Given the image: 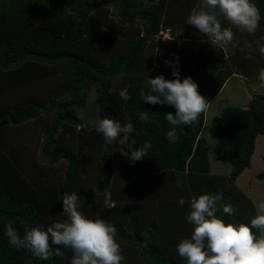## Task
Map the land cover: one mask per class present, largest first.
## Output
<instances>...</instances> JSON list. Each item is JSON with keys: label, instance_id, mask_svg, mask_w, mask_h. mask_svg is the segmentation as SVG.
I'll return each instance as SVG.
<instances>
[{"label": "trees", "instance_id": "obj_1", "mask_svg": "<svg viewBox=\"0 0 264 264\" xmlns=\"http://www.w3.org/2000/svg\"><path fill=\"white\" fill-rule=\"evenodd\" d=\"M164 2L0 0V264H70L68 256L72 251L68 248L52 245L53 252L59 247L65 255L42 260L27 249L11 246L4 235L9 223L23 236L27 227L46 229L52 222L65 219L64 193L76 192L81 198L83 214L88 212L91 219L99 216L115 227V239L123 249L121 254L124 256L125 249L132 251L121 264H186V260L173 251L180 238L191 237L194 226L186 219L191 211L188 201L200 194L217 198L216 215L225 223L250 224L252 218L243 210L245 202L233 192L217 188L221 182L204 193L203 183L197 180V174L210 178L212 173L207 142L201 137L203 113L197 123L178 129L177 141L170 143L166 133L172 125L166 114H175L174 107L143 102L140 95L148 78L162 74L166 79H175L165 60L169 61L176 53L178 56L186 54L178 67L181 81L191 76L208 104L234 73L228 66L231 56L225 60L224 48L212 50L207 37L195 26L189 50L180 45V35L173 34L168 41H154L162 29L174 30L188 25L186 21L192 8L199 4V0H166L164 9ZM252 2L264 22V0ZM117 35L123 36L118 38ZM150 49L155 56L152 63L146 64ZM236 52L238 56L251 58L252 63H260L252 55L258 59L260 56L250 51L234 48L231 53ZM200 54H205L204 58ZM198 57L201 60L195 65L203 66L197 69L193 64ZM249 64L240 63L242 76L257 81L259 72H250ZM154 65L166 69L161 72L153 69ZM232 66L236 69L238 63ZM54 75H58L60 85L45 99L41 90L47 86L42 83ZM30 87L29 93H25ZM124 89L131 97L127 101L118 94ZM93 92L97 95L94 104L99 119L111 118L122 125L131 123L136 147H143L146 141L152 147L148 156L135 163L121 154L119 144L105 142L104 149L98 147L102 175L92 183L95 190L91 192L84 184L90 181L85 158L95 149L88 136L97 131L96 126H84L78 113L86 108ZM4 99L13 104L6 106ZM141 111H148L151 119L141 121ZM44 116H52L51 121ZM31 121L37 122L45 135L41 147L43 158L49 167L64 162L62 174L49 173L48 168L45 170L39 165L35 155L27 149L33 140L31 137L22 141L21 129ZM82 126L84 129L79 130ZM210 133L223 148L221 160L232 166L223 182L232 188L251 167L256 140L264 135V95L254 97L246 109L226 107L212 120ZM15 137L18 139L13 141ZM146 175L159 177V180L153 178L154 185L147 188L148 191L164 182L157 186V195L138 194L147 190L141 184L136 192L132 190V184ZM167 180L172 184L165 183ZM258 180H264V173L258 175ZM119 181L123 182L122 190L114 191ZM147 181L150 182L149 178ZM130 190L134 191L136 204L129 202L127 192ZM122 192L125 194L121 195ZM106 193L110 194L114 206L105 204ZM181 198L186 201L179 213L181 218L171 220ZM125 203H131V207L122 222L118 208L126 206ZM140 203L149 205V212L144 213ZM226 206L232 209L230 215L223 211ZM253 231L260 234L256 229ZM133 254L136 257L131 259Z\"/></svg>", "mask_w": 264, "mask_h": 264}, {"label": "clouds", "instance_id": "obj_2", "mask_svg": "<svg viewBox=\"0 0 264 264\" xmlns=\"http://www.w3.org/2000/svg\"><path fill=\"white\" fill-rule=\"evenodd\" d=\"M221 18L241 32L254 34L259 28V9L252 0H199L186 23L195 26L214 48L223 49L232 45L234 32L229 27H222ZM167 30L170 31L166 33ZM160 33L170 35L171 29H163ZM261 41H264V36L255 43L259 46V52L264 54ZM165 63L172 67L175 79H166L162 74L148 78L140 95L143 102L174 107L175 114H166L168 123L172 125L166 138L174 143L178 139V129L198 122L201 114L207 110L208 100L200 94L198 84L191 76L181 81L178 57L174 61L165 60ZM256 79L258 86L264 88V68L259 69ZM118 94L125 101L131 98L126 89L120 90ZM139 119L149 121L151 118L148 111H141ZM95 130L102 134L106 143H118L121 154L133 163L148 156V150L152 147L148 141L143 147H136L131 123L122 125L119 121L105 117L97 119ZM216 200L210 194H200L188 201L191 211L186 219L194 227L190 238L178 242L176 247L179 256L186 260V264H264V202L259 204V212L250 224H234L218 218ZM62 201L63 214L66 216L63 222H55L46 229L42 226L27 227L23 236L9 223L4 233L9 244L18 250L27 249L42 260L52 259L54 255H65L59 247L53 252L51 246L56 245L72 251L70 264H121L125 258L115 239V227L99 216L95 219L85 216L80 211L81 198L76 192L64 193ZM178 203L182 207L186 201L181 198ZM105 204L114 206L110 194L106 193ZM223 211L230 215L232 209L226 206ZM253 229L260 234L257 235Z\"/></svg>", "mask_w": 264, "mask_h": 264}, {"label": "rangeland", "instance_id": "obj_3", "mask_svg": "<svg viewBox=\"0 0 264 264\" xmlns=\"http://www.w3.org/2000/svg\"><path fill=\"white\" fill-rule=\"evenodd\" d=\"M67 1H71V0H67ZM165 3H166V0L164 2V9H165ZM75 6H76V4H75ZM226 23H227L226 27L231 28L232 31L234 32V39H233V43H232L234 46L231 45L230 47H228V50L226 51V52H228L227 59L231 56V59H229L230 61L228 62V66L230 69L233 70L232 72L237 73L238 76L229 80V83L227 85L226 90H224L223 93L217 99H215L212 102V105L210 108H209V106L207 107V110L203 113V117L201 118V121L203 122V126H204L201 137L204 138L207 142L212 173L215 175L214 178H217L220 182L221 181L222 182L220 183V182H217L216 180H212L213 184H211L209 176L207 177V176L197 174L196 177H197V180H200L203 183V186L205 187V189H202V190L204 193L207 192V189L209 191V190L213 189L214 186L217 187L218 183H220V185L217 188H223L227 191L233 192L237 197H239L240 201L242 200V203L245 202L244 204H242V205H244L243 210L248 215H250L251 218H253L259 212V204L261 202H264V180L263 181L258 180V175L264 173V135H260L256 140V148H255L254 156H253L252 161H251V167L249 169H247L240 176V178L236 181V183L232 186V188H230L229 186H227V184H224L223 182H224V180H226L225 178L230 175L231 170H232V166L230 163H226V162L221 160L223 148L220 145L218 139L210 133V125H211L212 120L216 116H219L226 107L232 106V107L243 108L246 101L248 100L249 94H250V98H254L258 95H264V89L259 88L255 81H253L252 79H247V77H245L244 75L242 76L243 71H242V68L239 67L240 63L243 64V62H244L245 64H249L252 61V59L251 58L250 59L249 58H243L242 56H238V52H236L235 55L233 53H231L234 48H235V50L236 49L240 50L241 48H243L247 52L250 51L251 54H256V55L260 56V59H258L252 55V58H254L256 60H260V63H257L255 61H254V63L251 62L248 65L249 71L252 73L259 72L260 68H264V54H261L259 52V50H258L259 46L255 43L257 40L260 39V37L264 36V26H262L264 22L259 25V28L257 29V31L254 34H250L247 32H241L237 28H235L234 26L230 25L229 22L226 21ZM185 27H187V28H185ZM192 27H193V25L188 24V25H185L184 27L175 28L174 30L177 31V29H178L177 32H181L182 35L186 34L185 38L188 40V42L189 41L193 42L191 39L192 38L191 35L193 33ZM126 33L127 32H125V34ZM125 34H123V35H125ZM123 35H117V37L120 38ZM190 44H192V43H186V45H185L188 50L190 49ZM249 44L251 45V47H247V45H249ZM261 44H264V41H261ZM211 48H212V50H215V48L212 45H211ZM149 55H150V58L148 57ZM185 55L186 54L182 55L183 60H184ZM200 55L203 58L205 56V54H200ZM148 56H147L148 59L145 58L146 55L144 57L145 60L147 59L146 64L153 62L152 61V49L149 50ZM175 58H177V56L173 55L171 57V59H169V61H174ZM180 58L181 57H178V65H177L178 67H179V65H182V62H183L182 59L179 60ZM227 59L225 58V60H227ZM200 60L201 59H199V61ZM234 62L238 63V67L236 69H235V67L232 66V64ZM230 63H232V64H230ZM166 67H170V66L168 64H166ZM166 67L160 68V66L155 65V67L153 69L163 72L166 69ZM227 69H228V67H227ZM226 73L227 72H225V74ZM223 76H224V74H223ZM223 76L221 78H223ZM46 79H49V81L46 80L42 84H44V86H47L49 88L48 89H47V87H46V89L42 88L41 92H42V94H44L45 99H48V96L50 95L51 91L60 85L61 80L59 79L58 75H54V76H51V77L46 78ZM30 89H31V87L24 92L29 93ZM96 97H97L96 93L93 92L92 95L88 98L86 108L83 110H80L78 113L79 117L84 122V126L89 125V126L95 127L96 121H97V119H99L98 111H97V108L94 104ZM5 100L6 99L3 100L4 101L3 103H5L6 106H10L11 104H13V103L6 102ZM44 119H47L48 122H50L52 119V116H47ZM82 129H84L83 126L79 127V130H82ZM13 135L14 134L11 133V136H13ZM20 136H22V137L24 136L22 138V141L27 136H29L33 139L32 141L29 142V145H27V149H28V151L31 150L32 154L35 155L37 161L40 163L39 165L44 167L45 170L48 168L49 171L48 170L47 171L49 173H52V172H56L57 174L63 173V171L65 169L64 162H59L57 164V166L49 167L47 161H45V159L43 158L42 152H41V147L44 143L45 135H44V132L42 130H40V128L38 127L37 122L31 121L30 123L25 125L21 129ZM12 139H13V141H15V139L17 140L18 138L15 137ZM88 139L90 141H92V145H95V149L93 150L94 152L92 151L85 158V162H86V164L90 170L89 171L90 181H86V182H84V184H85V187H87L88 190L89 191L91 190V192H92L93 190H95L94 189L95 186H93L92 183L94 182L95 179L96 180L98 179V178H96L97 176L102 175V165L100 163L101 152L98 150V147L101 149V146H102V148H103L105 140H104L102 134H100L98 132L90 133L88 136ZM100 141H101V145L99 144ZM116 145L118 146V143ZM144 177H142V179L140 181H137L136 184H132L134 186L132 188V190L135 191L136 188L140 187V184L144 187V189L150 188L154 185L152 182L153 178H156V179L158 178V180H159V177L149 176L148 178H149L150 182L149 181L146 182L147 175ZM163 177H161V178H163ZM210 177H212V175ZM167 181L168 182H165V183H169V185L172 184V182H169V180H167ZM122 183L123 182L119 181L115 185L116 189H113V190L114 191H116V190L121 191L122 190L121 188L123 186ZM163 183H164L163 181L159 182L150 191H148V189H147L146 191L141 190V191H138L137 193L138 194L145 193L150 197L154 193H156L157 186L163 185ZM169 185H168V189H171V187ZM132 190L127 192L128 197H129V202L132 201L133 204H136L137 202L133 199V196L135 194L133 193L134 191H132ZM124 194H125L124 192L121 193V195H124ZM156 195H157V193H156ZM86 198H85V202H87ZM122 198H125V197L122 196ZM125 204H127V205L122 206V208L121 207L118 208V210L120 212L119 218H120V221H122V222L125 221L124 215L128 213V210L131 207V205H129L131 203H125ZM140 204H141L140 208L142 207L143 211H145L144 213L149 212V210H150L149 205H142V203H140ZM175 209H177V213L171 217V220H174L176 218L177 219L181 218L179 213L182 210V207L179 206ZM243 210H242V212H243ZM141 212H142V210H141ZM84 215L87 216L88 218H90V215L88 214V212H86V214H84ZM141 218L143 219V216H141ZM65 219H66V216H65ZM65 219H61V220L59 219L60 221H58V222H63ZM168 221H170V219ZM52 223H55V222H52ZM50 225L51 224H49L48 226H50ZM176 236H178V235H176ZM182 238H180L178 240V242ZM177 244L174 246V251H173L176 254H178L177 247H176ZM122 250L123 249H121V253L123 252ZM130 253H132V251L125 249L124 261H126L128 259L126 256L132 255ZM71 257H72V252L68 256L69 261L71 260ZM134 257H136V255L134 256V254H133L131 259H133Z\"/></svg>", "mask_w": 264, "mask_h": 264}, {"label": "crops", "instance_id": "obj_4", "mask_svg": "<svg viewBox=\"0 0 264 264\" xmlns=\"http://www.w3.org/2000/svg\"><path fill=\"white\" fill-rule=\"evenodd\" d=\"M164 19V18H163ZM221 22H222V27H226V20H224L223 18H221ZM228 22V21H227ZM261 23H263V22H261V20L259 21V25L261 24ZM262 26H264V23H263V25ZM261 26V27H262ZM167 28H169V29H171V33H170V35H167V34H165L162 38H158V37H155L154 38V41L155 42H158V41H160V40H163V41H168V40H171L172 39V37L175 35V36H178V35H180V38H182V39H180V45L181 46H185L186 45V43H192L191 41H189L188 42V40L185 38V35L186 34H184V35H181V32H177L178 31V29H177V31H175V30H172V28L171 27H167ZM138 29H140V28H138ZM182 29V28H181ZM163 30V29H162ZM192 31H194V28L192 27ZM137 32H138V30H137ZM176 32V33H175ZM137 34V33H136ZM174 34V35H173ZM141 35V31L137 34V36L139 37ZM192 36V35H191ZM192 39V38H191ZM190 39V40H191ZM187 40V41H186ZM240 40V39H239ZM186 41V42H185ZM233 43V42H232ZM186 47V46H185ZM228 50V48H224V53H225V58L227 59V54H228V52H226ZM154 53H155V51H154ZM174 55H176L177 57H181L179 60H183V57H182V55H180V56H178V53H176V54H174ZM152 56H155V55H152ZM199 58L200 57H198V58H196L195 59V61H194V64H193V66L196 64V62H198L199 61ZM171 59V58H170ZM201 66H203V64H199V65H195L194 67H196L197 69L198 68H200ZM154 67H155V65H154ZM160 68H164V67H161L160 66ZM194 70V69H193ZM236 76H238V74L237 73H233V75L226 81V83L223 85V88H222V90H221V92L210 102V104L208 105L209 106V108L211 107V105H212V102L215 100V99H217L222 93H223V91L224 90H226V88H227V85H228V83H229V80L230 79H232V78H235ZM256 83H257V81H255ZM257 85H258V83H257ZM259 87V86H258ZM260 88V87H259ZM262 89H264V88H262ZM262 91V90H261ZM263 92V91H262ZM252 99L253 98H250V94H249V97H248V100L246 101V103H245V105H244V107L242 108V109H246L249 105H250V103H251V101H252ZM223 112V111H222ZM211 175H212V177H210V179L211 180H216L217 182H220L217 178H214L215 177V175L213 174V173H211ZM147 178H148V176H147ZM222 182V181H221Z\"/></svg>", "mask_w": 264, "mask_h": 264}, {"label": "built area", "instance_id": "obj_5", "mask_svg": "<svg viewBox=\"0 0 264 264\" xmlns=\"http://www.w3.org/2000/svg\"><path fill=\"white\" fill-rule=\"evenodd\" d=\"M170 30H167L166 31V33H168ZM164 36V34L163 33H160L159 35H158V38H162Z\"/></svg>", "mask_w": 264, "mask_h": 264}, {"label": "bare ground", "instance_id": "obj_6", "mask_svg": "<svg viewBox=\"0 0 264 264\" xmlns=\"http://www.w3.org/2000/svg\"><path fill=\"white\" fill-rule=\"evenodd\" d=\"M185 28H187V27H185ZM186 42V41H185Z\"/></svg>", "mask_w": 264, "mask_h": 264}]
</instances>
